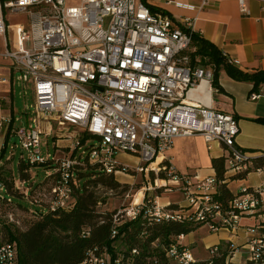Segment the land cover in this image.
Masks as SVG:
<instances>
[{
    "label": "built area",
    "instance_id": "2783aa9c",
    "mask_svg": "<svg viewBox=\"0 0 264 264\" xmlns=\"http://www.w3.org/2000/svg\"><path fill=\"white\" fill-rule=\"evenodd\" d=\"M260 1L264 9V0ZM238 2L243 14L250 15L247 0ZM206 3L203 0L202 5ZM5 10L27 15L28 23L7 24ZM85 21H92V29H84ZM194 33L190 18L177 22L143 0H0V36L4 37L0 56L14 71L21 72L23 85L31 79L34 83L37 125L12 128V115L0 119V126L6 130L11 127L16 142L20 141L28 152L23 158L33 165L46 161L39 148L40 139L43 133L52 132V120L60 127L74 126L98 136L90 148L78 139L72 141L74 147L68 156L50 154L57 160V167L47 174L52 182L44 204L30 198L31 187H26L25 181L16 182L15 187L48 211L71 209L77 185L74 166L82 163L87 149L88 160L102 164L109 173H127L131 168L147 181L141 187L140 201L135 200L137 191L128 204L113 213L114 252L108 246L89 249L79 264L197 261L190 246L182 242L183 235L171 236L169 243L156 238L146 251L138 245L118 248L115 242L126 235L120 233L121 226L143 215H151V222L141 226L138 238L142 241L151 235L149 227L163 222H203L212 232L227 230L233 234L245 229L247 241L242 249L247 252L246 259L264 264L262 190L243 187L225 202L218 194L220 181L215 175L179 174L166 162L176 138L199 134L209 149L214 142L221 145L227 174L243 171L251 163L237 145L239 120L207 103L214 71L199 57H193ZM203 82L206 92L199 90ZM193 90L195 96L191 95ZM258 97L259 93L251 94L253 100ZM44 118L49 120L46 129ZM120 153L136 158V165L121 162L117 157ZM153 172L156 176L151 180ZM162 174L168 177L161 178ZM160 189L181 191L186 204L162 203L157 192ZM246 216L254 217L255 223L244 227ZM220 246L212 245L208 250L213 256L220 255ZM224 249L228 258L243 257L244 251L234 241ZM0 264H20L16 241L0 244Z\"/></svg>",
    "mask_w": 264,
    "mask_h": 264
},
{
    "label": "trees",
    "instance_id": "16d2710c",
    "mask_svg": "<svg viewBox=\"0 0 264 264\" xmlns=\"http://www.w3.org/2000/svg\"><path fill=\"white\" fill-rule=\"evenodd\" d=\"M143 1L147 2V0ZM153 9L155 8L153 7ZM192 47L194 48L192 52L193 57H199L202 64L213 67L214 77L212 86L217 90H222L219 83L220 68L225 69L233 79L252 83V91H260L262 85H264V69L244 71L238 68L216 44L199 33L193 34ZM2 105H5V101L2 102ZM256 120L264 122L262 118H256ZM9 134L10 129L6 134L7 139L10 137ZM94 137L98 139V136L88 133L87 136H84L80 140L81 143L85 144L87 138L91 139ZM93 145L91 144L86 148H90ZM5 148V146L2 148L0 155V181L4 182L3 184L6 189V194L2 196L4 198L0 200L1 205L14 203L12 197L7 196V192L9 195H24V193L15 187L16 182L13 177L12 167L6 166L9 163V159H6V161L2 159ZM225 160L224 156L214 157L212 159V166L215 169L216 178L220 181L218 194L223 201L227 202L237 194L230 190L227 180L229 178H243L250 171L264 167V155L249 158L252 166L249 165L247 169L230 175L227 174ZM166 162L170 164L168 161ZM41 164L49 169L51 168V171H53L57 167V160L49 158ZM32 165L26 162L23 157L21 158L19 172L22 181L26 182L32 177L30 173ZM118 166L123 167L122 164H118ZM128 170L135 172L131 168H128ZM74 171L77 185H75L74 193L75 203L71 209H54L49 210L47 213H38L37 219L31 221L24 230L14 231L10 226H6L9 235L8 241H16L18 244L20 264H79L86 258L89 249H94L95 247L103 249L104 246H108L114 252L112 243L115 240L111 239L114 211L112 213L98 209L100 197L95 189L90 188V185L95 186L101 183L110 188H117L122 185L116 178L115 172L109 173L102 164L90 162L87 157L82 159V163L74 166ZM84 178L86 180L82 184V179ZM50 179L49 175H47L46 180ZM34 188H30L31 194ZM171 205L177 206L175 203ZM19 206L27 211L30 210L22 205ZM32 213L35 214L33 211ZM203 225V222L196 221L157 223L149 227L151 235L148 237V240L141 241L138 238V234L141 230L142 222L137 220L136 222H129L121 226L120 233L126 234L123 239L129 240L130 247L138 245L143 251H146L150 242L156 238L169 243L171 236L189 234ZM133 241H137V243L140 241V244H134ZM220 248V255L200 259L191 264H225L227 251L224 249V245H221ZM247 261V264H254L249 260Z\"/></svg>",
    "mask_w": 264,
    "mask_h": 264
},
{
    "label": "crops",
    "instance_id": "0c3cea01",
    "mask_svg": "<svg viewBox=\"0 0 264 264\" xmlns=\"http://www.w3.org/2000/svg\"><path fill=\"white\" fill-rule=\"evenodd\" d=\"M202 2L203 0H147V3L155 10H162L172 15L177 22L190 18L195 31L216 44L227 58L235 61L233 63L238 68L244 71L264 69V9L262 8V2L260 0H247L250 15L243 14L238 0H207L205 5H202ZM22 23L27 24L28 20ZM3 50L4 44L2 42L0 52ZM0 69L10 70L13 78L15 71L10 66V62L1 56ZM4 79L6 78L1 79L0 82L5 84L7 79L3 81ZM219 83L222 90L213 87L207 103L220 111L234 115L239 120L240 133L237 137V145L247 153L248 157L263 156L264 122L256 120V118L264 119V85H262L260 91H252V83L233 79L223 68L219 70ZM255 92L259 93V97L253 100L251 94ZM3 101H5L4 106L2 105ZM6 103L7 101L0 97V106L3 112L1 117L5 114L14 117L13 103L10 102L9 107H6ZM9 109L10 113L8 112ZM12 128H16L14 123ZM0 129L3 128L0 126ZM9 129L10 136L11 128ZM8 130L3 129L5 139L0 146V152L6 146ZM56 137L60 138V135H56ZM65 140L68 139H57L56 141L65 142ZM58 145L61 146L57 142ZM63 145L64 143H62ZM122 154L133 158L137 163L136 158L125 153ZM168 156L169 160L167 161L175 167L177 173L190 175L191 177L194 175L207 177L216 175L212 166V159L223 156V151L221 145L216 142L209 149L204 137L197 134L176 138L173 147L168 152ZM136 163L128 164L135 166ZM250 165L252 166V162ZM130 176L134 177V175ZM227 184L233 193H238L243 187L260 188L264 197V167L260 170L250 171L243 178H229ZM161 202L166 205L172 203L186 204L185 199L173 200L168 195L161 197ZM242 223L244 227H247L254 224L255 219L246 216ZM203 228H205L204 225L189 234L183 235L182 242L189 245L193 244L196 239L190 240L187 236ZM208 231L209 234L203 236L200 240L202 242L200 244L204 249L216 244L226 245L230 241L238 244H245L247 241L245 229L240 230L238 234H233L227 230L212 232L208 229Z\"/></svg>",
    "mask_w": 264,
    "mask_h": 264
},
{
    "label": "rangeland",
    "instance_id": "374dc122",
    "mask_svg": "<svg viewBox=\"0 0 264 264\" xmlns=\"http://www.w3.org/2000/svg\"><path fill=\"white\" fill-rule=\"evenodd\" d=\"M75 3H79V1H76ZM5 18L6 23L11 25L14 23L26 22L28 20L27 15L22 13L14 14L12 12H9L8 10H5ZM10 37L12 38V35H10ZM2 42L4 44V37H0L1 46ZM20 75L21 72L17 70L15 71V74L12 78L10 70L0 69V80L3 78L7 79L5 84L0 82V97L4 98L7 101L6 107H9L10 102L13 103L14 127H25L31 123L37 125V123H34L37 115L34 108L35 93L33 80L31 79L28 81L27 85H23L19 79ZM8 112L10 113V109ZM2 114V108L0 106V117ZM48 121V118L43 119V126H45V129L46 124L48 125ZM52 121L54 122V124L52 123V132L50 133V135L43 133L40 139L39 148L44 159L51 158L50 154L56 155L57 157H65L66 155L68 156L69 154H71L72 147H74L72 146L71 142L81 139L88 134L86 131H82L81 129L74 126L60 127L57 124L56 120ZM4 135L5 133L3 129H0V146L4 142ZM56 135H60V138L56 137ZM57 139L68 140H65V142H59L56 141ZM86 140L87 141L85 142L84 147H89L91 144H95L97 142V138L95 137L91 139L87 138ZM57 142L60 143L61 146H57ZM62 143H64L63 146ZM5 147L6 148L2 159L3 161L9 159V163H7L6 166L12 167L14 180L18 184H20L22 180L19 172V163L22 157L28 156V152L23 149L20 141L14 142V137L12 136V134L10 135V137H8ZM78 153L81 154L82 151L80 150L78 151ZM87 156L88 149L84 154V158H86ZM117 157H119L122 162H128L132 164L136 163V160L131 157L125 156L122 153ZM51 170V168L49 169L43 164H35L31 166L30 173L32 177L25 182V186H30L31 188L35 187L32 190V194L30 191V198L32 200L35 201L37 199L44 204L43 200L46 198V194H48V190L52 182L51 179L46 180V177ZM130 175H134V177H131ZM155 176L156 175H154V172L150 173L151 180H154ZM160 176L161 178L168 177L166 176V174H162ZM116 178L118 179V181H120L122 186L117 188H110L101 183L95 186L90 185V188L95 189L100 197V204L98 205V209L100 211L113 213V211H115L122 204H128L129 201L133 199L134 194L147 182L146 180H144V176L142 174L133 171L127 173L119 171L116 173ZM85 180L86 178L82 179V184H84ZM21 192L24 193V191L22 190ZM157 192L158 194H161V197L168 195L173 200L184 199L182 192L178 190L163 191L162 189H160ZM5 194L6 190H3L1 196ZM129 194L130 196L128 198ZM9 196L12 197L14 203L4 205L0 204V244L9 240L6 226H10L14 231L24 230L28 227L31 221L37 219L38 213L48 212V208L46 206L33 203L31 200L25 198V195L16 196L10 194ZM17 204L22 205L23 207L30 210L27 211ZM32 211L35 212V214L32 213ZM204 227L205 228L201 229L200 231H196L187 236V238H190V240L196 239L193 244L188 245L190 246L197 259H206L213 256L209 252L208 247L207 249H204V247H202V245L200 244L202 243L200 242V240H202L201 238L209 234L206 226ZM133 243L140 244V241L138 243L137 241H133ZM235 243L242 249L243 244H238L237 242ZM115 245L118 248H128L130 246L129 240L124 239H118L115 242ZM242 251H244V253L242 254L243 257H236L234 260L228 258L226 255L225 264H247V252L244 249H242Z\"/></svg>",
    "mask_w": 264,
    "mask_h": 264
},
{
    "label": "bare ground",
    "instance_id": "6f19581e",
    "mask_svg": "<svg viewBox=\"0 0 264 264\" xmlns=\"http://www.w3.org/2000/svg\"><path fill=\"white\" fill-rule=\"evenodd\" d=\"M84 29H92V21H85V22H84ZM199 90H201V91H205V92H206V84H205V82H203V83L200 85ZM191 95H192V96H195V95H196V91L193 90V91L191 92ZM207 95H209L208 92H207ZM160 160H161V157L158 159V161H160ZM3 190H6V189H5V186H4L3 183H0V197H2V196H1V193H2ZM140 191H142V192H140ZM142 196H143V189L140 188V189L138 190V193H137L136 197H135V200H136V201H140L141 198H142ZM137 220H140V221L142 222V226H145V225L147 224V222H151V215H143V217H137V218H136V221H137Z\"/></svg>",
    "mask_w": 264,
    "mask_h": 264
},
{
    "label": "water",
    "instance_id": "95a60500",
    "mask_svg": "<svg viewBox=\"0 0 264 264\" xmlns=\"http://www.w3.org/2000/svg\"><path fill=\"white\" fill-rule=\"evenodd\" d=\"M14 142H16V138H14Z\"/></svg>",
    "mask_w": 264,
    "mask_h": 264
}]
</instances>
